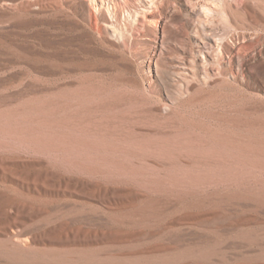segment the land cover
Wrapping results in <instances>:
<instances>
[{
    "label": "rangeland",
    "instance_id": "rangeland-1",
    "mask_svg": "<svg viewBox=\"0 0 264 264\" xmlns=\"http://www.w3.org/2000/svg\"><path fill=\"white\" fill-rule=\"evenodd\" d=\"M0 191V264H264V0H0Z\"/></svg>",
    "mask_w": 264,
    "mask_h": 264
},
{
    "label": "bare ground",
    "instance_id": "bare-ground-1",
    "mask_svg": "<svg viewBox=\"0 0 264 264\" xmlns=\"http://www.w3.org/2000/svg\"><path fill=\"white\" fill-rule=\"evenodd\" d=\"M40 162L42 164H44V161H40ZM49 174H50V176L43 178V182H48L50 180V178L57 177V175H58V174L56 175L55 173H52V172H49ZM58 177L60 178L59 183H61V184H69L70 182L76 181L77 187L79 189L84 190L86 192V194L89 195L90 197H95L96 199H100L103 202H109V201H113V199L116 200L118 198H125V197H129V196L135 194L132 191H131V193H128V195L117 194L118 192H120L122 190L125 191V190L123 188L118 187V186H106L99 181H93V180H89V179L87 180V179H82V178L81 179L80 178L79 179H73L71 177H65L62 175H58ZM2 192L0 191V196H1V194L4 193V192L3 193ZM4 195H5V193H4ZM189 216H190L189 218L198 217L196 212L190 214ZM147 250L153 252V251H164L167 249L164 245H156V246L149 247Z\"/></svg>",
    "mask_w": 264,
    "mask_h": 264
}]
</instances>
